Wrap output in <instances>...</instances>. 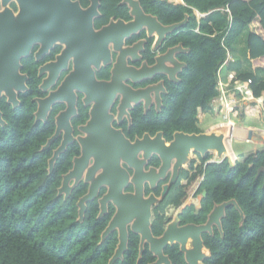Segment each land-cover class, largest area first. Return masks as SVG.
Listing matches in <instances>:
<instances>
[{
    "label": "trees",
    "instance_id": "1",
    "mask_svg": "<svg viewBox=\"0 0 264 264\" xmlns=\"http://www.w3.org/2000/svg\"><path fill=\"white\" fill-rule=\"evenodd\" d=\"M138 1L145 12L155 15L164 25L180 22L188 14L187 22L175 30L172 43H181L189 52L178 56L186 66L179 74L178 83L167 84L161 109L146 113L141 108L130 111L131 137L135 133L153 134L161 130L170 141L175 131L202 132L198 110L210 109L211 101L219 95L217 71L226 58V49L232 56L226 69L248 82L255 98L262 97L264 110V0ZM120 2L100 0V22L110 16L128 18L127 7ZM196 12L207 15L199 17ZM243 33L247 68L237 53ZM33 81L32 76L29 80L32 91L18 94L17 106L0 98L5 120L0 129V264H107L118 242L117 232H111L102 241L100 236L114 209L110 207L107 214L97 217L98 203L93 199L87 202L80 222L76 203L87 191L86 184L74 188L66 199L57 195L61 174L70 168L72 155L79 153L78 145L74 143L61 153L53 171L48 172L47 160L57 143L45 149L42 146L53 132V116L45 124L34 122L36 104L32 97L36 95V83L32 86ZM198 157L200 164L196 168L191 165L196 172L190 175L186 170L181 171L178 181L155 209L153 234L159 236L164 231L166 207L181 206L202 177L196 191L201 194L205 190L199 211L195 214L193 205L184 207L180 214L182 224L204 223L215 204L230 199L244 213L240 223L239 211L229 205L221 218L222 235L215 227L211 235L202 234L203 243L210 251L203 263L264 264V172L257 173L259 168H264V149L235 161L232 166L226 158L206 164L210 154ZM180 179L189 181L182 186ZM138 253L139 235L129 230L127 248L113 264H149L156 259L148 244L139 258ZM164 253L171 264H187L176 243L167 245Z\"/></svg>",
    "mask_w": 264,
    "mask_h": 264
},
{
    "label": "water",
    "instance_id": "2",
    "mask_svg": "<svg viewBox=\"0 0 264 264\" xmlns=\"http://www.w3.org/2000/svg\"><path fill=\"white\" fill-rule=\"evenodd\" d=\"M8 1L10 0H1L4 7L5 21L7 22L5 24L6 26H10L9 29H0V33H4V45L2 49L4 54L0 52V97L3 93L6 101L12 106H16L19 103L18 91H24L27 87L25 84L26 76L19 71L21 66L20 58L29 54L33 42L42 41L43 43L52 44L55 39L62 41L61 35L66 32L68 38L78 37L80 39H88L90 36L99 39L100 43H102L100 50L102 51L104 48L106 54L108 52V42H112L113 48L122 53L124 37L129 36L130 33H137L139 30L145 28L148 35L156 32L157 42H159L162 32L176 30L188 20V14H186L180 22L163 25L155 16L145 13L138 0H121L122 4L128 5L131 19L129 21H124L120 18L117 20L112 19L108 24L95 30L92 21L93 17L99 15L98 0H90V4L86 8H82L75 0H14L18 7L16 14H13L8 8ZM206 15L204 14L202 17ZM46 39L48 40L44 41ZM11 48H15V51L12 52L11 56H7ZM127 49H125L126 52L129 51L128 53L133 54V51ZM132 49L135 48L133 47ZM176 50L184 52L182 45L179 44L177 48L169 49L167 54L161 57L165 58L169 56L172 59L175 65V73L181 66L185 65L184 62H178V60L172 57V53ZM62 56H58L57 63L60 62ZM136 57L135 54L132 56L133 59ZM98 59L94 60L96 69L100 68L101 63L106 65L109 61L108 56L104 57L101 54ZM86 63L84 59L76 61L74 71L70 73L67 79L71 77L79 79L77 87L84 93V102L88 104L90 97H94L95 102L90 110V118L84 125L79 126V129L84 133V136H77L81 146V153L79 156L73 158L72 168L62 176V182L57 189V195H61L64 192V199H66L71 189L83 178V182L88 185V188L78 198L76 203L78 207L77 220L81 222L84 218L87 202L92 201L98 195L100 186L103 185L107 188L106 192L98 198L99 211L97 217H102L107 213L108 203L110 202L114 204L116 210L101 232L100 241L104 240L113 231L117 232L118 239L114 252L107 264H113L117 259L122 258L123 252L127 248L129 230L139 235L138 258L144 249L145 243L148 244L150 252L156 258L155 261L149 264H171L169 257L164 253V248L167 245L175 243L179 245V250L183 253L187 264H204L203 261L210 256V251L203 243L202 234L209 233L211 235L213 227H216L222 235L221 218L224 217L227 206L234 205L236 207L240 214V223L244 219V213L236 201L230 199L220 204H215L204 223L179 225L180 219L178 215L189 204V201H185L177 208L172 220L164 228L163 233L159 236L153 235L150 221L152 206L164 197L169 185L177 178L179 169L188 160L187 153L189 150L186 152L183 147L184 154L173 165L171 164V156H169V160L164 155L159 154L161 165L158 169L150 167L149 170L144 172L140 168H134V174L130 178V175H128V172L121 163H127L126 160L129 156L134 159L141 148H149L151 150L158 146L165 147L164 139L161 137L162 133L157 132L154 138L151 139L145 133L142 138H136L133 142H130L124 137L120 129L112 127L110 123L114 118V114L110 113L108 109L106 110L105 106L106 103L110 106L115 94L121 93L122 97L117 106L116 119L120 121L124 115L129 118L130 114L127 110H120L126 95L134 96L141 91H148V88L133 89L122 82L124 77L127 76H119V74L124 71L135 72V68L127 66L125 58L120 54H118L111 69L112 76L108 81L97 80L94 71L88 68ZM174 72L171 74L164 73L168 74L170 79L175 81L177 78ZM130 77L132 78V76ZM48 79H45L42 84L46 83ZM67 79L54 92L49 93L43 98H36L38 104L34 112L36 120L41 117V114L42 116L46 115L51 104L55 101H65L67 104L66 109L56 116L54 134L42 146V148H46L61 130L64 131L62 141L48 159L49 173L53 168L55 159L66 149L67 144L72 139L69 126H66L67 123H63L61 120L62 116L67 117L74 112L71 109L75 104L76 96L74 92L68 98L61 94ZM132 80L135 79L133 78ZM83 82L90 83L85 85ZM155 98L159 106L161 98L158 95H155ZM137 101V99H134V103H137ZM149 101L150 96L144 100L146 108ZM128 108H132L131 103L128 104ZM4 123L5 121L2 119L0 112V124ZM249 129L248 139H251L253 136L257 137L258 133L254 132L252 128ZM229 130L228 127L220 125L218 128L200 133L175 131L169 142L170 146L166 150L169 155L174 151L175 145L182 143L188 148L194 146L193 152L204 157L205 154H210L209 150L213 148L216 150V157L214 160H208L206 164L221 162L226 158L230 166H232L234 165V161L231 156H222V153L226 152L224 139ZM145 158L143 156V163H145ZM127 164L129 167H132L130 163ZM169 169H171V176L168 184L163 186L161 195L156 197L153 194H149L145 197L143 186L141 184L138 185L137 182L139 181L140 183L146 179L150 182V186H153L151 180L148 179V175L164 176ZM261 171L264 172L263 167L259 168L257 173ZM72 179L73 183L69 184ZM128 180L134 183L132 192L123 191ZM201 195H205V190L202 191ZM188 238H191L189 247H187Z\"/></svg>",
    "mask_w": 264,
    "mask_h": 264
},
{
    "label": "flooded vegetation",
    "instance_id": "3",
    "mask_svg": "<svg viewBox=\"0 0 264 264\" xmlns=\"http://www.w3.org/2000/svg\"><path fill=\"white\" fill-rule=\"evenodd\" d=\"M75 1H77L82 8H86L90 4V0H87L86 3L82 2L81 0H75ZM98 3H99V5L97 7H98L99 15L93 17V21H92V25H93V28L95 30H98L102 26L108 24L112 19L113 20L118 19L115 16H110L106 21L100 22V20L102 19V13L99 10L100 0H98ZM120 4L125 5L127 7V10H128V18H120V19H122L124 21H129L131 19V16L129 14L128 5L122 4L121 2H120ZM7 6L12 11L13 14L17 13L18 7H17L16 3L14 2V0L8 1ZM145 13H147V12H145ZM147 14H150V13H147ZM153 16H155V15H153ZM157 20H158V18H157ZM98 21L100 24L98 23ZM5 23H7V22L5 21L4 7L2 6L1 0H0V29H4V28L9 29L10 25L6 26ZM129 35H130L129 37H127V36L124 37L123 47L121 50V51H123L122 53H120L119 50H116L115 48H113L112 42H108V45H107L108 52L106 54L104 48L102 51L100 50L102 43H100L101 41H99V39H96L95 37H90V36L88 39H86V38L80 39L78 37L68 38V35L66 32L62 33V35H61V37L63 39L62 41H58L57 39H55V41H53L52 44L51 43L48 44L46 42L43 43L42 41L33 42L31 47H30L29 54L27 56H22L20 58L21 66H20L19 71L21 74H24L26 76L25 84L27 87L24 91H18V94L23 93L25 91H28L30 89L29 80L33 76L34 81L32 83V86L34 83H36V87H35L36 95H34L32 97V100L36 104V107H35V110H36L37 106H38L36 98H43V97L47 96L49 93L57 90L58 87L60 86V84L70 76V73L72 71H74V66H75L76 61H78L80 59H84L87 62L86 66L88 68H91L94 71V75H95L97 80L108 81V80H110V78L112 76L111 69L114 66V63L116 61L118 54H120L121 56H123L125 58L127 66L134 67L135 72H137V71L141 72V73H138L137 75L135 74V72L132 74H127V75H124L122 72L121 74H119V76H123V75L127 76V77H124V80L122 82L129 85L133 89H144V88L150 89V91H149L150 92V94H149L150 101L147 103V108L145 107V104H144L145 102H144V99L142 98L143 97L142 93H138L134 96L126 95V98H128L127 100L131 104L134 103V98L140 100L136 104H133L132 108L128 109L129 114H130V111H132L135 108H137V109L141 108L143 113H146L148 110H151V109H154L155 111H159L161 109V106H162L163 96L167 94V87L169 86L167 84L179 82V74L181 73L182 69L186 66V64L184 66H181L179 68V70L176 71L175 76H176L177 80H175V81L170 79L168 74H166L164 72L155 71V70H153V68L155 67V65L158 64L161 57H163V56H165V54H167V51L169 49L177 48V46L181 43H179V42L178 43H172L173 38L176 35L175 30H173L171 32H162L160 34L161 37L159 39V42H157L158 38H157L156 32L152 33L151 35H148L145 28L139 30L137 33L132 32ZM0 36H1L0 37V52L3 53L2 49H3V45H4V42H3L4 41V33H0ZM47 40L48 39H46L44 41H47ZM9 42H11V41H9ZM133 47L135 49H132ZM182 47L184 49V52H180L179 50H176L172 53V57L175 58L176 60H178V62H184L182 59H180L178 57L180 54H185V53L189 52L188 48L184 47L183 45H182ZM125 49L133 51V54L128 53L129 51L126 52ZM14 51H15V48H11V50L7 53V56H11L12 52H14ZM100 54L104 57L108 56L109 61L106 65H101L99 69H96V67L94 65V60L95 61H96V59L99 60L98 57H100ZM134 54L137 57L133 59L132 56ZM59 55H63V56H62L60 62L57 63V59H58ZM171 61H172V59H171ZM143 63H144V66H143ZM165 66H171V62L168 60H165L163 62L162 67H165ZM77 74H79V73H77ZM130 76H132V78ZM133 78L135 80H132ZM45 79H48V80L46 81V83L42 84ZM78 80L79 79H76L75 77H71V78L67 79V81L65 83V87L61 93L63 96H66V98H68L71 95V93H73V92L76 96L75 97V104H74L75 109H74V107L71 108L74 110V112H72L70 116H67V117L62 116L61 117L62 122L63 123L66 122L67 123L66 126H69V130H70V133L72 136L71 142L67 144L65 150H67V148L74 143H76L78 145V150H79L78 154L72 155L70 168H72V165H73V163H72L73 158L76 156H79L81 153V146L79 144L77 136H84V133L79 129V126L84 125L88 121V119L90 118L91 107L95 102L94 97L89 98L90 101L88 104H86L84 102V100H83L84 93L82 91H80L79 87H77V84L79 83ZM88 81H90V80L88 79ZM89 83L90 82H86L84 84L86 85ZM153 88H155L154 91H152ZM33 89L34 88L31 87L30 91H32ZM155 95L156 96L158 95L161 98V102H160L159 106L156 103ZM1 97H4L5 101H6V97L4 96L3 93H2ZM121 97H122L121 93H116L113 101L110 103V106H108V104L105 106L106 110L108 109V111L110 113L114 114V118L112 119V121L110 123L112 125V127L116 128V129H120L122 134L124 135V137L126 139H128L130 142H133L136 138H138V139L142 138L143 134H145V133H147L151 139V138H154V136L157 132H161L162 133L161 137L164 139L165 144L169 145L168 142H170L171 140L167 141L161 130H158L153 134L149 133L148 131L142 132L141 135H138L135 133L131 137L130 136V132H131L130 128H131L132 123H133L131 115L129 118L124 115L120 119V121H118L116 119L117 106H118V103H119V100ZM66 106H67V104L65 101H55L53 104H51V107H50V109H48L46 115L42 116V114H41V117H39L37 120L35 119V113H34L35 110H34V112H33L34 122H39L40 124H45L49 120V118L51 116H53L54 128H53V132L50 135V137H51L54 134V131L56 128V116L61 111H64L66 109ZM13 107H15V106H13ZM0 112H1L2 119H3V113H2L1 109H0ZM4 125H5V123L0 124V129ZM63 133H64V131L61 130L60 133H58V135H56L54 137V139L50 142V144L47 146V147H49L51 145V143H53V142L57 143L56 146L51 148V156L53 154V151L58 147V145L62 141ZM186 148H187V150H189L188 147H186ZM43 149H45V148H43ZM136 149L139 150L138 147H136ZM65 150L63 152H65ZM187 150H186V152H187ZM193 151H194V149L192 147V149L188 151L187 157L191 156L193 154ZM63 152H61V153H63ZM153 152L154 151H151L152 154H150L148 158H145V163L143 165L142 171L146 172L147 170H149L150 167H152L154 169H158L159 166L161 165V158L159 156V153L156 154ZM139 154L142 155L143 151L140 150L138 152V156H139ZM211 154H212V152H211ZM59 155H58V157H59ZM142 157H143V155H142ZM57 158L54 161L53 168L55 166V162H56ZM175 159L176 158L174 156L171 157L172 162L175 161ZM198 160H200L199 157H198ZM192 161H194V160H192ZM192 161H189L186 168H180L179 169L177 178L169 185L164 197L167 195V193L170 190V188L172 187V185H174L178 181L179 174L181 171L186 170L189 172L190 175H192V173L196 172V169L191 170V165L192 164L195 165V161L194 162H192ZM121 165L126 169V171L128 172V175H130V178H131L132 175L134 174V168L135 167H133V166L129 167L128 164L125 162H122ZM196 166H194V167L196 168ZM53 168H52L51 172L53 171ZM70 168L66 172L62 173L61 175L63 176V174L67 173L70 170ZM47 169H48V160H47ZM148 176L151 177L150 180H151L153 186H150V182L148 180H146V179L143 180L144 183L142 186H143L144 196L146 197L149 194H153L154 196L159 197L161 195L162 190H163V186L165 184H168V182H169V179L171 176V169L167 170L166 174L164 176H156L155 174H150ZM201 180H202V178L200 177V180L197 181L195 183V185L193 186L194 188H196L195 192L197 191V188L200 186ZM188 181L189 180H187V179H180L179 185L185 186L188 183ZM61 182H62V179H61ZM61 182H60V185H61ZM72 183H73V179L70 180L69 184H72ZM83 184H86V183H84L83 178H81L78 181V183L71 189V191L67 197H69V195L74 190V188H76L80 185H83ZM87 186L88 185L86 184V189H87ZM193 187H192V189H194ZM133 189H134L133 181L128 180L123 191L124 192H132ZM106 190H107V188L105 186H103V185L100 186L98 195L94 198V200H96L97 203H98V198L101 197L106 192ZM189 194H190V192H188L187 197L185 198V201L187 200ZM199 195L201 196V198L203 197L201 194H199ZM61 196L64 198V192L61 193ZM164 197L162 199L158 200L152 206V210H151L152 213H151V217H150L151 225H152V222L155 220V209L160 205V203L162 202ZM201 198H200V200H201ZM190 205H193L195 207L194 213L197 214L196 210L199 211L200 206L197 208L195 206V204H191V203L186 205V206H190ZM110 207H113V209H114L112 214H111L113 216L116 208L112 202L108 203L107 213L109 212ZM168 207L174 208L175 212L178 208V207H175L173 205H168L166 207V209L164 210V213H163L165 220L167 218L166 210L168 209ZM98 210H99V203H98ZM182 211H183V209H182ZM182 211L178 215L179 219H180V214L182 213ZM159 213L160 212H158V214ZM112 216H110V217H112ZM172 218L173 217L167 218V221L164 224V228L166 227L168 222H170L172 220ZM189 223H194V222H189ZM183 224H185V223H183ZM183 224L181 223V220H179V225H183ZM194 224H200V223H194ZM206 234H209V233H206ZM145 244H147V243H145Z\"/></svg>",
    "mask_w": 264,
    "mask_h": 264
},
{
    "label": "rangeland",
    "instance_id": "4",
    "mask_svg": "<svg viewBox=\"0 0 264 264\" xmlns=\"http://www.w3.org/2000/svg\"><path fill=\"white\" fill-rule=\"evenodd\" d=\"M244 39H245V33L241 34V36H240V43L237 47V53L241 56V58L243 60L244 68H247V67H249V65L246 63L244 56H243ZM101 65H102V63H101ZM223 73L225 74L226 72L223 71ZM224 81H226V80H224ZM133 104H136V103H133ZM247 105H249V107H252V109L248 108L243 103L238 102V105L235 107V115L232 116L230 114L232 121L234 123H236L235 125L238 127L250 125L251 128L257 129L255 131L256 133H259V131L260 132L263 131L264 130V112L262 109L261 99L260 98L253 99L252 102L248 103ZM249 109H251V112L248 111ZM198 117H199L198 118L199 119V128L201 127L203 129H205L207 127L212 126V128L215 129V128H218V126H220L219 124H217L218 121L215 120L214 117H211V116L207 117V114H204L203 112H201V110H198ZM239 118L243 119L242 122H238ZM203 129H201V130L203 131ZM211 129H208V130H211ZM240 135H243V134H240ZM253 137H256V136H253ZM233 139H234V137L231 139V147H232V151H233L232 154H233V156L235 155L234 158H232V160L234 162L238 161V160H243L247 155L254 153L257 150H263L264 149V144L261 143L263 141L259 140L258 137L255 138V141L253 138L254 142H251L250 144L238 143V142H235ZM222 156H226V155L223 154ZM138 157L142 158V155L139 154ZM211 159L212 160L215 159L214 153L211 154ZM192 160L195 161V165H193V168H195L194 166H196V165L198 166L200 164V160H198V154L193 152V154L188 157V160L183 163L181 168H186L189 161H192ZM191 170H192V168H191ZM197 177H199V175H197ZM195 190H196V188H194L190 191V194H189L186 201H189V204L190 203L195 204V206L198 208L200 206L201 196L199 194H197L195 192ZM174 214H175L174 208L168 207V209L166 210L167 218L173 217ZM189 246H190V238H188V243H187V247H189Z\"/></svg>",
    "mask_w": 264,
    "mask_h": 264
},
{
    "label": "built area",
    "instance_id": "5",
    "mask_svg": "<svg viewBox=\"0 0 264 264\" xmlns=\"http://www.w3.org/2000/svg\"><path fill=\"white\" fill-rule=\"evenodd\" d=\"M225 11L230 14L228 8H226ZM196 15L202 17L204 14L196 12ZM226 52V58L217 71L216 87L219 91V95L211 101L210 109L215 115H217V124L224 125L231 122L234 127L230 114L232 116L235 115V107L238 105V102L252 101L256 98L253 96L248 82L239 80L236 78L234 71L226 69L227 62L232 59V56L227 49ZM223 71L226 73L224 74ZM247 107L252 109V107ZM251 109L249 110L251 111Z\"/></svg>",
    "mask_w": 264,
    "mask_h": 264
},
{
    "label": "bare ground",
    "instance_id": "6",
    "mask_svg": "<svg viewBox=\"0 0 264 264\" xmlns=\"http://www.w3.org/2000/svg\"><path fill=\"white\" fill-rule=\"evenodd\" d=\"M130 36V35H129ZM129 36H127V37H129ZM113 44V43H112ZM122 47H123V45H122ZM165 60H168V61H170L171 62V66H165V67H162V65H163V62L165 61ZM102 65H103V63H102ZM174 67H175V65H174V63L171 61V58L169 57V56H166L165 58H161L160 59V61L158 62V64L157 65H155V67L153 68V70H155V71H159V72H166V73H173L174 72ZM131 73H134V72H126V71H124L123 72V74L124 75H127V74H131ZM138 73H141L140 71H137V72H135V74L137 75ZM175 73V72H174ZM155 90V88H153L152 89V91H154ZM150 89L148 88V91L147 90H145V91H141V92H139V93H142L143 94V99L145 100V98H148L149 97V94H150ZM146 92V93H145ZM111 95H113V94H111ZM134 98V97H133ZM128 98H125V100L123 101V103H122V105H121V111H123V110H127L128 111V109H130V108H128V104H130V102L127 100ZM135 99V98H134ZM260 99H261V101H262V97H260ZM138 100V99H137ZM142 100V99H141ZM140 100H138L137 102H139ZM106 105H107V103H106ZM131 105H133V104H131ZM223 126H225V127H228L230 130L227 132V134H226V137H225V139H224V144H225V146H226V152L225 153H222V155L224 154V155H226L227 157L228 156H231V158H234V156H233V154H232V147H231V139L235 136V137H239V138H241V137H244L243 135H240V134H243L244 133V129L243 128H241V127H237V126H234V127H232V123L230 122V123H227V124H224ZM213 129V128H212ZM211 129V130H212ZM248 130H250V129H248ZM252 130H254V132L257 130L256 128L254 129V128H252ZM259 131V130H258ZM257 137L259 138V140H261V141H263V142H261L262 144H264V130L263 131H259V133L257 134ZM255 139V138H254ZM169 143V142H168ZM170 146V144L169 145H166L165 144V147H162V146H158V147H154V148H152L151 150L149 149V148H141V150L143 151V156H145L146 158H148L149 157V155L150 154H152L151 153V151H154L153 153H159V154H161V155H164L165 157H167L169 160H170V157L169 156H174L176 159H175V161H173L172 162V160H171V164L173 165V163L174 162H176V160L178 159V158H180L181 157V155H183L184 153H183V150L184 149H182L183 147L185 148V150H187V148H186V146L184 145V144H182V143H180V144H178V145H175L174 146V151L173 152H171L169 155H168V151L166 150L168 147ZM193 147V149L195 148L194 146H192ZM140 151V150H139ZM138 151V152H139ZM210 152H212V153H214V155H215V153H216V150L215 149H210L209 150ZM216 157V156H215ZM126 162L127 163H130L133 167H135V168H140V169H142L143 170V165H144V163H143V157L142 158H140V157H138V154H137V156L134 158V159H132V158H130V156H129V158L126 160ZM149 177V176H148ZM150 178L151 177H149L148 179L150 180ZM143 183H144V181H141L140 183H139V181L137 182V184L139 185V184H141V185H143ZM190 242H191V238H190Z\"/></svg>",
    "mask_w": 264,
    "mask_h": 264
},
{
    "label": "crops",
    "instance_id": "7",
    "mask_svg": "<svg viewBox=\"0 0 264 264\" xmlns=\"http://www.w3.org/2000/svg\"><path fill=\"white\" fill-rule=\"evenodd\" d=\"M262 95L264 96V92L262 93ZM263 99H264V98H263ZM250 102H252V101H243V102H241V103H243V104L246 105V106H249V105H247V104L250 103ZM262 109H263V107H262ZM248 111H250V110H248ZM250 112H251V111H250ZM263 112H264V110H263ZM203 113H204V114H207V117H209V116L214 117L215 120L218 121L217 115H215V114L212 112L211 109H210V110H205V111H203ZM242 120H243V119H240V118H239V119H238V122H242ZM235 124H236V123L233 122V125H234V126H236ZM237 127H238V126H237ZM239 127H241V128L244 129V133H243V136H244V137L239 138V137H235V136H234V139H233V140H234L235 142L242 143V144H250L251 142H254V141H255V139H254V141H253V138H256V137H253L252 139H248V129L251 128L250 125L239 126ZM200 128H201V127H200ZM211 128H212V126L207 127V128H205V129H203V128H201V129H203L202 132H204V131H208V129H211ZM188 149L191 150V149H192V146H190Z\"/></svg>",
    "mask_w": 264,
    "mask_h": 264
}]
</instances>
